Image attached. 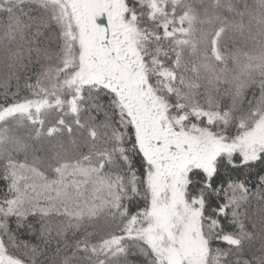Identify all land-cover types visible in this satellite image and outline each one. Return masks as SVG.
Returning a JSON list of instances; mask_svg holds the SVG:
<instances>
[{
  "label": "snow or ice",
  "instance_id": "1",
  "mask_svg": "<svg viewBox=\"0 0 264 264\" xmlns=\"http://www.w3.org/2000/svg\"><path fill=\"white\" fill-rule=\"evenodd\" d=\"M0 264H264V0H0Z\"/></svg>",
  "mask_w": 264,
  "mask_h": 264
}]
</instances>
